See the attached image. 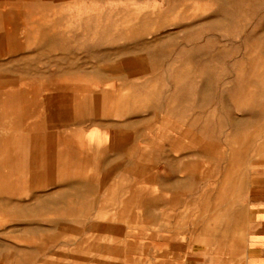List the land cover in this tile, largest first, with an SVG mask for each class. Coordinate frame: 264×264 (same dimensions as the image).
Returning <instances> with one entry per match:
<instances>
[{
	"label": "rangeland",
	"instance_id": "rangeland-1",
	"mask_svg": "<svg viewBox=\"0 0 264 264\" xmlns=\"http://www.w3.org/2000/svg\"><path fill=\"white\" fill-rule=\"evenodd\" d=\"M254 186L264 0H0V264H236Z\"/></svg>",
	"mask_w": 264,
	"mask_h": 264
},
{
	"label": "crops",
	"instance_id": "crops-1",
	"mask_svg": "<svg viewBox=\"0 0 264 264\" xmlns=\"http://www.w3.org/2000/svg\"><path fill=\"white\" fill-rule=\"evenodd\" d=\"M249 224L241 241V260L236 264H264V187L254 186L248 195ZM194 257V264H229L228 255L208 260Z\"/></svg>",
	"mask_w": 264,
	"mask_h": 264
},
{
	"label": "bare ground",
	"instance_id": "bare-ground-1",
	"mask_svg": "<svg viewBox=\"0 0 264 264\" xmlns=\"http://www.w3.org/2000/svg\"><path fill=\"white\" fill-rule=\"evenodd\" d=\"M114 223V222H113Z\"/></svg>",
	"mask_w": 264,
	"mask_h": 264
}]
</instances>
